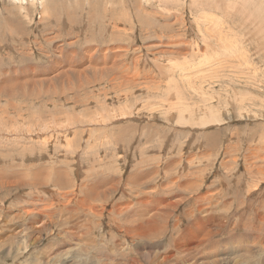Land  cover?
Wrapping results in <instances>:
<instances>
[{"label": "rangeland", "instance_id": "1", "mask_svg": "<svg viewBox=\"0 0 264 264\" xmlns=\"http://www.w3.org/2000/svg\"><path fill=\"white\" fill-rule=\"evenodd\" d=\"M241 1L0 0V264H264Z\"/></svg>", "mask_w": 264, "mask_h": 264}, {"label": "bare ground", "instance_id": "2", "mask_svg": "<svg viewBox=\"0 0 264 264\" xmlns=\"http://www.w3.org/2000/svg\"><path fill=\"white\" fill-rule=\"evenodd\" d=\"M13 1V0H12ZM15 1H17V2H20V3H25V2H27V0H15ZM32 1H36V0H32ZM217 1V0H216ZM243 1V0H242ZM241 1V2H242ZM220 2V1H219ZM226 2V1H225ZM14 3V2H13ZM238 3V2H237ZM245 3V2H244ZM244 3H243V6H244ZM255 3V2H254ZM217 5H219V3L217 4ZM245 5H246V3H245ZM205 6V5H204ZM222 7V6H221ZM246 7V6H245ZM205 10V9H204ZM243 10H244V7H243ZM216 20V19H215ZM214 21V20H213ZM224 23V22H223ZM224 37V36H223ZM166 46V45H165ZM198 46V45H197ZM2 71V70H1ZM18 74V73H17ZM1 79V78H0ZM6 80V79H5ZM11 86V85H10ZM9 107V106H8ZM175 118V117H174ZM182 119V118H181ZM203 119V120H202ZM211 119H214V117L213 116H205V117H201L200 118V121L202 122V123H207V122H210V120ZM179 120V119H178ZM184 122V121H183ZM181 123V122H180ZM185 124V123H184ZM14 175V174H13ZM93 188V187H92ZM206 199V198H205ZM123 210V209H122ZM232 242V241H231ZM242 242V241H241ZM246 247V246H245ZM240 258V257H239Z\"/></svg>", "mask_w": 264, "mask_h": 264}]
</instances>
